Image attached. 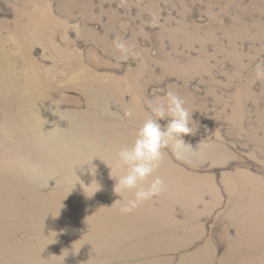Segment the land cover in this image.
I'll return each mask as SVG.
<instances>
[{
  "label": "rangeland",
  "instance_id": "1",
  "mask_svg": "<svg viewBox=\"0 0 264 264\" xmlns=\"http://www.w3.org/2000/svg\"><path fill=\"white\" fill-rule=\"evenodd\" d=\"M257 63L264 0H0V264H264ZM168 90L192 147L124 213L117 152Z\"/></svg>",
  "mask_w": 264,
  "mask_h": 264
},
{
  "label": "clouds",
  "instance_id": "2",
  "mask_svg": "<svg viewBox=\"0 0 264 264\" xmlns=\"http://www.w3.org/2000/svg\"><path fill=\"white\" fill-rule=\"evenodd\" d=\"M114 46L122 57L126 58L132 52L129 45L119 40L114 42ZM255 73L258 79H264V63L256 64ZM184 104L185 101L171 90L149 100L148 106L152 115L137 128L133 141L123 145L117 152L125 173L115 177V192L121 195L120 190H127L131 193V197L121 207L122 212H131L163 190V179L159 176L153 177L164 159L163 149L171 146L173 153L180 158L178 149L192 147L184 139V136L192 132L190 113ZM124 114L132 117L133 110L127 109ZM160 120H166V125L162 126Z\"/></svg>",
  "mask_w": 264,
  "mask_h": 264
}]
</instances>
